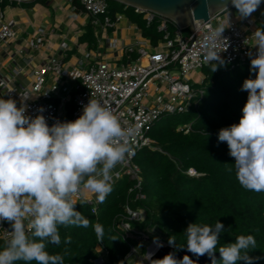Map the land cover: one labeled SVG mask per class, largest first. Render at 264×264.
Instances as JSON below:
<instances>
[{
  "label": "clouds",
  "instance_id": "1",
  "mask_svg": "<svg viewBox=\"0 0 264 264\" xmlns=\"http://www.w3.org/2000/svg\"><path fill=\"white\" fill-rule=\"evenodd\" d=\"M262 3L264 0H221L220 7L228 13L234 7L241 20H250ZM224 29L218 27L207 38L213 49ZM254 35L256 54L247 55L255 78L243 81L240 90L248 96L242 115L238 123L219 130L218 141L227 143L239 184L259 193L264 192V29ZM206 60L212 72L225 64L215 50ZM37 111L40 114L30 116L26 104L18 106L14 99L0 98V223L11 227L0 248V264H64V255L50 254L45 242L60 245L61 226H89V220L76 210L73 197L87 189L95 194L97 203H103L118 176L114 170L134 155L139 135L137 127L122 126L113 109L95 99L83 105L81 115L72 121L56 120L49 125L42 114L44 108ZM224 230L219 220L214 226L190 223L184 231V245H178L174 235L165 243L177 251L186 248L197 258L206 255L211 264H256L259 257L249 254L257 248L254 236L239 235L234 243L217 247ZM94 231L103 241V226L96 224ZM153 242L157 248L165 246L158 238ZM64 243H70V237ZM152 255L150 252L146 258L150 264H197L189 255L177 259L169 252L155 260Z\"/></svg>",
  "mask_w": 264,
  "mask_h": 264
},
{
  "label": "built area",
  "instance_id": "2",
  "mask_svg": "<svg viewBox=\"0 0 264 264\" xmlns=\"http://www.w3.org/2000/svg\"><path fill=\"white\" fill-rule=\"evenodd\" d=\"M69 1L75 12L76 4ZM5 2L7 4L3 8ZM15 2L17 6L13 4ZM26 2L29 1L0 0V98L14 99L18 106L26 104L30 116L40 114L37 110L43 107L42 114L49 125L56 120H75L90 99L110 106L122 126L139 129L134 155L118 166L115 171L118 176L114 178L115 182L128 175L137 181V189H140L141 180L139 167L133 162L136 153L144 147H152L149 133L161 117L189 111L195 97L203 93L202 89L193 87L196 80H192L194 72L211 66L206 60L208 53L219 51L225 64L218 67L225 71L250 65L247 53L255 56L254 33L260 30L259 23L264 24V3L250 20L235 17L231 13L233 7L229 13L222 9L212 15L208 24L202 19L194 20L193 33L190 24L181 28L170 18L133 7L136 13L144 15L148 25L158 21L157 30L162 34V40L154 46L143 38L140 27L126 14L110 13L109 0H77L79 11L86 14L88 23L94 28L97 49L88 50L79 43L71 45L65 37L55 48L51 43L54 30L45 25H31L32 31L29 32L21 27L18 20H6V8H20ZM220 26L225 28L222 39L215 41L213 49V42L207 38ZM125 29L136 34L134 41L118 37V32ZM112 32L114 34L110 35ZM103 47L109 51L103 52ZM76 55L80 57L77 56L74 62L72 57ZM125 57L127 62L122 61ZM24 96L28 99L23 100ZM188 174L197 175L194 169H189ZM144 197L140 191L137 192L136 199ZM73 200L77 203L76 209L80 203L94 208L98 204L95 194L87 189L74 196ZM126 213L127 220L121 222V227L140 242L145 238L151 241L148 232L132 229L129 222L140 221L141 212L127 205ZM9 231L11 227L7 222L0 223V243H5L10 236ZM160 242L166 245L164 241ZM159 249L153 244L139 254L137 247L131 246L127 260L139 254L141 264H150L147 254L151 252L154 255ZM107 257L104 250L94 263L108 264Z\"/></svg>",
  "mask_w": 264,
  "mask_h": 264
},
{
  "label": "trees",
  "instance_id": "3",
  "mask_svg": "<svg viewBox=\"0 0 264 264\" xmlns=\"http://www.w3.org/2000/svg\"><path fill=\"white\" fill-rule=\"evenodd\" d=\"M40 1L46 4L48 0ZM72 1L77 6L75 12H79L77 0ZM13 4L17 6L16 2ZM109 8L112 15L126 14L152 45L162 40L158 21L148 25L142 13L117 0H109ZM85 27L78 43L96 50L98 39L94 28L88 22ZM127 60V57L122 59ZM202 71V78L193 87L202 89L203 93L195 97L189 111L161 117L149 133L152 147L136 153L133 162L139 167L140 189L136 188V180L123 175L113 183L105 201L97 204L95 212L90 205L80 203L76 210L89 220V226H61L60 245L45 242L46 251L64 255V264H95L94 260L105 250L108 264H129L127 255L131 246L138 248L140 241L120 225L127 220L128 205L142 214L140 221L129 220L132 229L148 232L149 240L158 238L167 243L174 235L177 244L184 245V231L190 223L214 226L219 220L225 230L217 247L234 243L239 235L251 234L257 248L249 254L259 257L256 264H264V192L249 191L239 184L227 143L218 141L220 129L239 122L248 96L240 89L243 81L254 79L255 74L250 72V65L226 71L218 67L215 72L207 66ZM189 169H194L197 175H189ZM139 191L144 194L143 199H136ZM96 224L104 228L103 241L96 237ZM68 237L70 243L65 244ZM4 244L1 242L0 248ZM145 249L142 247L140 252Z\"/></svg>",
  "mask_w": 264,
  "mask_h": 264
},
{
  "label": "water",
  "instance_id": "4",
  "mask_svg": "<svg viewBox=\"0 0 264 264\" xmlns=\"http://www.w3.org/2000/svg\"><path fill=\"white\" fill-rule=\"evenodd\" d=\"M31 1V0H25ZM131 7H139L145 10L156 12L167 18L173 20L181 28H184L190 24L191 32H194L193 22L194 20H204L205 23H209V19L212 15L222 10L220 7L221 0H117ZM234 8V7H233ZM169 252H174L177 259H182L184 255L197 262V264H211L209 257H195L192 253L184 250L177 251L168 244L160 248L153 256L152 259H161ZM217 261H219L220 254L217 251L215 253Z\"/></svg>",
  "mask_w": 264,
  "mask_h": 264
},
{
  "label": "crops",
  "instance_id": "5",
  "mask_svg": "<svg viewBox=\"0 0 264 264\" xmlns=\"http://www.w3.org/2000/svg\"><path fill=\"white\" fill-rule=\"evenodd\" d=\"M29 1L26 2L28 5H31ZM40 1V0H39ZM61 0H48L46 4H44L43 2H41L43 5V10L41 11V13H50V11L52 10V5L55 6L54 10L57 9L58 7H61L62 9V15H57V14H53L52 15V19H53V24H44L41 20H39V18H32V20L29 18V15H27V13H25V9L24 7L22 8H13L10 10L11 14H15V12L17 11L18 13L21 14V19L23 18V20L25 21L27 19V27H23L22 20H18L21 24V27L23 29H26L27 31L31 32L32 31V27L33 26H39V25H45L48 27V29L54 30L55 34L51 37L52 40V45L56 48L58 44L61 43V41H63V37L66 38V41L69 44H74V43H78V37L83 33H80V29L81 27H85L87 24V19H86V14L84 12H73L72 11V7H71V3L69 0H66L69 4L68 7H62L61 4H59ZM67 17H70L72 20L68 22ZM74 22H78L77 24H75ZM75 24V25H74ZM123 31V36L122 38H125L126 35H131L133 32L129 31V30H121ZM120 32V31H119ZM127 39V38H125ZM128 41V39H127ZM129 42H132V40L129 39ZM119 169V167H117L114 171H117Z\"/></svg>",
  "mask_w": 264,
  "mask_h": 264
},
{
  "label": "rangeland",
  "instance_id": "6",
  "mask_svg": "<svg viewBox=\"0 0 264 264\" xmlns=\"http://www.w3.org/2000/svg\"><path fill=\"white\" fill-rule=\"evenodd\" d=\"M31 3V5H28V4H26V3H24V4H22V6L20 5V8L21 7H24V9H25V13H27V15H29V18L32 20V18H39V20H41L44 24H53L52 22H53V19H52V15L55 13V14H59V15H62L63 13H62V9H61V7H58L57 9H55L54 10V8H55V6L54 5H52V10L53 11H50V13H41V11L43 10V5L44 4H42L39 0H35V1H33V2H30ZM59 4H61V6L63 7H68L69 6V4H68V2L66 1V0H61L60 2H59ZM13 8H19V7H10V8H6V10H4V12H5V16H6V20L8 21L9 19H11V18H14V19H16V20H22V25H23V27H27V19L24 21L23 20V18L21 19V14L20 13H22V12H20V13H18L17 11L15 12V14H11L10 13V10L11 9H13ZM231 13L235 16V17H237L238 16V14H237V10L235 9V8H232L231 9ZM258 16V13L256 14V17ZM86 19H87V21H88V17L86 16ZM66 20H68V22L69 21H71L72 19L70 18V17H67V19ZM75 24H77L78 22H74ZM74 24V25H75ZM87 28L86 27H81V29H80V33L81 32H84L85 30H86ZM259 29H264V24L263 23H259ZM123 31H120V32H118V37H121L122 38V36H123ZM110 35H113L114 33L112 32V33H109ZM135 36H136V34L133 32L131 35H126V37L125 38H127L128 39V41H129V39L130 40H132V41H134L135 40ZM126 39V40H127ZM105 47V46H104ZM104 47H103V52H105V51H109L107 48L106 49H104ZM80 57V55H76V56H73L72 57V61H76L77 60V58L78 57ZM203 74V71L201 70V71H198V72H194L193 73V80H192V82H194V80H199L200 79V76ZM92 208H94V206H91ZM145 241H142V242H140L139 243V247L137 248L138 249V251H139V254L141 253L140 252V250H141V248L142 247H150V246H152L153 244H154V240H151V241H148L146 238L144 239ZM138 254V256H134V257H132L131 259H130V261H129V264H141V260L139 259V256H141V255H139Z\"/></svg>",
  "mask_w": 264,
  "mask_h": 264
}]
</instances>
